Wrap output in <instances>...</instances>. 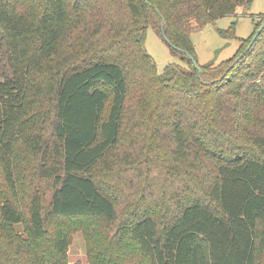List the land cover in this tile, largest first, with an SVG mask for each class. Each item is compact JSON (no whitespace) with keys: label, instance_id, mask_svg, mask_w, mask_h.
Returning a JSON list of instances; mask_svg holds the SVG:
<instances>
[{"label":"trees","instance_id":"obj_1","mask_svg":"<svg viewBox=\"0 0 264 264\" xmlns=\"http://www.w3.org/2000/svg\"><path fill=\"white\" fill-rule=\"evenodd\" d=\"M252 2L0 0V264H68L77 230L89 264L264 261V15L187 55ZM149 27L189 69L158 71Z\"/></svg>","mask_w":264,"mask_h":264},{"label":"rangeland","instance_id":"obj_2","mask_svg":"<svg viewBox=\"0 0 264 264\" xmlns=\"http://www.w3.org/2000/svg\"><path fill=\"white\" fill-rule=\"evenodd\" d=\"M263 15L264 0H253L251 5L244 6L236 15L218 17L205 26L195 25L191 32V38L196 48L198 62L200 64L210 62L217 64L222 60L233 57L241 41L238 38L223 36L220 30L227 29L236 23L237 36L247 38L254 32L255 23L261 22V16ZM146 48L156 60L159 72H163L168 64L179 66L183 69L190 68L188 60L175 51L152 27H149L146 31ZM160 181L163 180L160 179ZM39 184L44 185V189L49 191L50 188H47L45 180H39ZM158 192L159 195L165 194L166 180L160 182ZM68 262V264H89L87 243L83 233L79 230L72 234L68 249ZM261 264H264V261Z\"/></svg>","mask_w":264,"mask_h":264},{"label":"water","instance_id":"obj_3","mask_svg":"<svg viewBox=\"0 0 264 264\" xmlns=\"http://www.w3.org/2000/svg\"><path fill=\"white\" fill-rule=\"evenodd\" d=\"M148 2V0H146ZM264 28V23L259 27V29L257 30V33L255 34V36L253 37V39L251 40V43L249 44L248 48H250L252 46V44L254 43V41L257 39L258 35L262 32ZM163 38L164 40L170 44L171 46L175 47L174 45H172V43L170 42V39L166 36L165 33H163ZM189 56V58L194 62L195 66L198 68V70L201 72L202 69L199 65V62L196 58H194L191 54H187Z\"/></svg>","mask_w":264,"mask_h":264}]
</instances>
